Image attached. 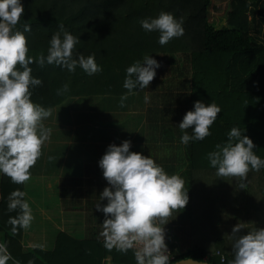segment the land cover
Instances as JSON below:
<instances>
[{"label":"trees","instance_id":"trees-1","mask_svg":"<svg viewBox=\"0 0 264 264\" xmlns=\"http://www.w3.org/2000/svg\"><path fill=\"white\" fill-rule=\"evenodd\" d=\"M21 3L24 14L16 27L23 32L25 23L31 26V31L24 33L30 56L35 58L42 52L46 57L51 37L62 24L65 31L80 40L74 58L94 55L102 67L101 72L89 76L79 66L75 73H70L56 65L31 64L32 76L43 82L32 89L34 103L54 109L71 98L120 100L127 92L123 87L126 69L137 60L143 62L148 55L153 59L160 57V62L175 61L177 75L186 79L190 90L183 101L185 114L194 110V102L198 100L205 105L215 103L222 109L210 129L211 135L186 145L190 167L185 170L189 196L185 219L189 222L190 242L183 249L174 238L176 242H170L169 249L174 255L171 263L195 258L228 264L233 259V241L228 237L232 228L237 223L245 224L238 235L264 228V169L250 172L246 188L242 189L235 179L218 177L207 154L216 150V144L226 143L228 132L238 127L253 141L255 154L264 159V0H230L226 26L211 21V0H21ZM161 11L172 13L178 20L182 18L184 28L183 36L163 46L159 43V32H145L139 23L144 18H156ZM65 83L69 91L57 95V89ZM168 111L173 113L168 107L160 111L164 119ZM192 131L188 129L189 135ZM17 188L25 191L24 185L13 184L0 174V242L7 243L8 251L20 264L29 260L33 264H104L107 257L115 263L136 264L131 250L127 254L115 249L108 251L104 240L78 239L67 232L58 234L52 250L37 247L25 251L24 230L19 229L14 235L8 223L9 217L18 214L8 211V196ZM217 250L225 255V262L215 253Z\"/></svg>","mask_w":264,"mask_h":264},{"label":"clouds","instance_id":"clouds-1","mask_svg":"<svg viewBox=\"0 0 264 264\" xmlns=\"http://www.w3.org/2000/svg\"><path fill=\"white\" fill-rule=\"evenodd\" d=\"M23 14L21 0H0V174L17 185H25L31 179L30 170L42 157L43 147L50 142L52 135V129L43 123L52 115V109H46L31 99L32 89L42 86L43 82L32 76L30 65L37 63L43 67L47 63L65 68L70 73H75L79 66L89 76L102 71L94 55L74 58L80 40L65 31L62 24L51 37L47 56L42 52L35 58L30 56L24 33L30 32L31 26L25 23L23 32L16 27ZM139 23L145 32H159L162 46L184 35L183 19L178 20L169 12L161 11L156 18H144ZM160 66L148 55L143 57V62L137 60L129 66L123 83L127 92L120 97L119 106L125 107L128 96L138 93L134 89L148 88ZM68 91L69 85L65 83L57 89V95ZM144 100L148 103L149 95L146 94ZM221 112L215 103L194 102V110L188 111L178 125L183 133L180 142L188 145L210 136V129ZM189 128L193 129L191 135ZM243 133L240 128L233 127L227 134V142L216 144V150L207 154L216 175L235 179L242 189L246 188L245 181L250 172L264 169V159L255 154L253 149L256 146ZM131 147L130 140L119 146L110 144L99 160V167L109 185L99 197L100 200L106 199L107 204L97 203L95 206L105 216L100 236L108 251L115 249L123 254L133 251L136 264H171L164 226L189 202L185 180L178 175H169L151 156L132 152ZM54 159L48 157L50 162ZM26 195L17 188L8 196V211H18L8 220L14 235L19 229L27 231L35 219ZM244 228V223H237L232 234L228 235L233 241V259L228 264H264V228H254L247 235H238ZM36 247L43 249V245ZM189 259L178 260L176 264H187ZM9 261L20 264L8 251L7 243L0 242V264ZM27 264H33V261L29 260ZM195 264H202V261Z\"/></svg>","mask_w":264,"mask_h":264},{"label":"rangeland","instance_id":"rangeland-1","mask_svg":"<svg viewBox=\"0 0 264 264\" xmlns=\"http://www.w3.org/2000/svg\"><path fill=\"white\" fill-rule=\"evenodd\" d=\"M230 7V0H211L209 6L211 21L219 22L222 26H226L227 13ZM154 59L161 65L156 69L154 80L150 83L148 88L136 94L129 95L128 99L125 101V107L122 108L119 106V99L109 101L108 98L102 99L99 97L71 98L68 100L70 101V107L66 112H62L63 106H60L59 108L57 107L58 109H52L51 117L54 115V117L59 119L60 123H64L68 119L77 123L78 130L76 134L72 136L75 138L77 144L86 142L82 129L88 131L87 133L90 137L87 143L89 144L98 139L100 134L103 139L106 140L108 138L110 144L119 146L122 144V142H120L121 140L125 141L131 138L135 133V137L133 136L132 141L137 146H132L130 151L141 153L144 156H151V158H155L154 160L158 165L160 162L161 164L162 162H167V167H163L165 171L169 175L174 174L182 177L186 182L188 178L185 174V170L189 169L190 166L186 156V145L180 142L182 134L180 133L178 125L182 122L183 116L185 115V102L183 101L189 96L190 90L188 89L186 79L177 75L175 61L166 59L160 62V57H155ZM146 94L150 97L148 103H145L144 100ZM167 107L171 108L173 113L168 111L167 117L164 119L160 111ZM177 109H179L178 112ZM105 123L114 124L116 129L105 127ZM47 126L46 124V127ZM93 127L97 128L98 131H91ZM124 136L126 138H123ZM138 145L143 147H138ZM59 146L63 147L60 148ZM108 146L107 142V147ZM144 146H148L146 151ZM67 147L65 142L61 140L54 148V150L59 149L57 153L49 149H43L42 157L31 170L36 171V173L42 172L43 170H59L60 165L56 166L57 161H55L54 164V160L50 162L48 157L52 156L55 159H61L63 153L67 151ZM89 147L87 146V148ZM99 152L100 151L91 150L88 153L97 155ZM83 155H85L84 151L77 152L78 158L83 157ZM186 207L164 226L166 235L168 234L167 228H171L172 232L170 239L174 236L171 241L170 239L169 241L166 240L168 249L171 245L170 242L173 243L178 241L183 249H185L190 242L189 222L185 219V215L188 216ZM85 222L88 227L89 223L87 219ZM174 238L176 241L173 240Z\"/></svg>","mask_w":264,"mask_h":264},{"label":"crops","instance_id":"crops-1","mask_svg":"<svg viewBox=\"0 0 264 264\" xmlns=\"http://www.w3.org/2000/svg\"><path fill=\"white\" fill-rule=\"evenodd\" d=\"M62 106V112H66L70 107V101H66ZM43 123L45 127L47 124V127L52 129L51 140L44 145L43 149H49L57 153L59 149L54 150V148L61 140L68 147L61 159H54V164L57 161L58 165L56 164V166L60 165L59 170H43L38 173L30 170L31 179L24 187L27 193L26 199L35 219L31 227L27 231L24 230L23 243L25 251L28 248H37L36 245H43L44 250L54 249L60 232H67L78 239L96 238L103 240L100 232L103 230L102 224L105 216L103 212L97 211L95 206L97 203L102 206L107 204L106 199H99L103 189L109 187L103 177V170L99 167V160L107 150V142L110 145L108 138L105 140L99 134V138L89 144L87 143L90 137L88 131L82 129L86 142L77 144L75 138L72 137L78 130L75 121L68 119L64 123H60L59 119L53 115L44 120ZM104 126L115 128L114 124L105 123ZM91 131L98 130L93 127ZM134 134L126 140H130L132 146H137L132 141ZM138 147L143 146L138 145ZM144 147L146 151L148 146ZM91 150L100 152L97 155L88 153ZM78 151H84L85 155L78 158ZM159 165L167 167L168 164L167 162H162V164L160 162ZM86 219L89 223L88 227L85 222ZM167 230L168 234L165 240L169 241L172 231L171 228H167ZM108 259L112 258L107 257L104 262Z\"/></svg>","mask_w":264,"mask_h":264},{"label":"built area","instance_id":"built-area-1","mask_svg":"<svg viewBox=\"0 0 264 264\" xmlns=\"http://www.w3.org/2000/svg\"><path fill=\"white\" fill-rule=\"evenodd\" d=\"M169 250V252L171 253V251H170V249H168ZM217 255H219L220 257H224V260L222 261V262H225L226 261V257H225V255L224 254H222L221 252H220V250H217L216 252H215ZM208 257V255L205 257V259ZM171 258H174V255L171 253ZM105 264H120V263H115L112 259H108L106 262H105Z\"/></svg>","mask_w":264,"mask_h":264},{"label":"water","instance_id":"water-1","mask_svg":"<svg viewBox=\"0 0 264 264\" xmlns=\"http://www.w3.org/2000/svg\"><path fill=\"white\" fill-rule=\"evenodd\" d=\"M184 259H185V258L180 259V260H184ZM196 261H200V260H197V259H195V258H190V259L187 261V264H195ZM171 264H176V261L173 262V263H171ZM202 264H215V263H212V262H209V261L204 260V261H202Z\"/></svg>","mask_w":264,"mask_h":264}]
</instances>
